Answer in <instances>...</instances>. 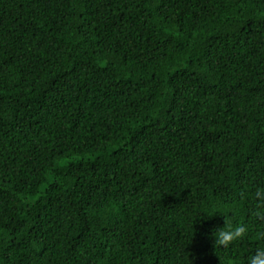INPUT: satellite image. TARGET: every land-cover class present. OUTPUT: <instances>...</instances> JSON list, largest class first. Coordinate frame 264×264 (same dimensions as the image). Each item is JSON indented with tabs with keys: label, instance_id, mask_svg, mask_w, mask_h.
<instances>
[{
	"label": "trees",
	"instance_id": "16d2710c",
	"mask_svg": "<svg viewBox=\"0 0 264 264\" xmlns=\"http://www.w3.org/2000/svg\"><path fill=\"white\" fill-rule=\"evenodd\" d=\"M262 186L264 0H0V264H246Z\"/></svg>",
	"mask_w": 264,
	"mask_h": 264
},
{
	"label": "clouds",
	"instance_id": "9594fccd",
	"mask_svg": "<svg viewBox=\"0 0 264 264\" xmlns=\"http://www.w3.org/2000/svg\"><path fill=\"white\" fill-rule=\"evenodd\" d=\"M258 210L254 213L257 218H264V186L257 187L254 192L250 193ZM224 225L213 232L214 246L228 247L234 241L243 240L254 232L253 238L260 243L248 256L246 264H264V228L253 230L246 223L233 222L224 218Z\"/></svg>",
	"mask_w": 264,
	"mask_h": 264
}]
</instances>
